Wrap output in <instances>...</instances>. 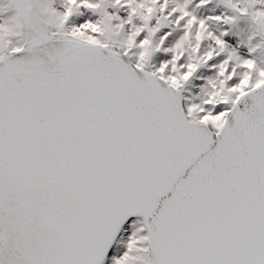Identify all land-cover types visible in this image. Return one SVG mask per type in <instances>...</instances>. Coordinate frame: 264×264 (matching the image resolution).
<instances>
[{
  "label": "snow or ice",
  "instance_id": "1",
  "mask_svg": "<svg viewBox=\"0 0 264 264\" xmlns=\"http://www.w3.org/2000/svg\"><path fill=\"white\" fill-rule=\"evenodd\" d=\"M0 264H264V0H0Z\"/></svg>",
  "mask_w": 264,
  "mask_h": 264
}]
</instances>
